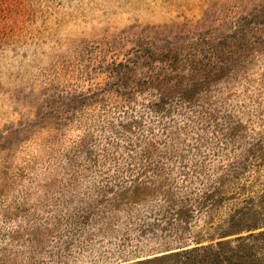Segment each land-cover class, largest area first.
<instances>
[{"label":"rangeland","instance_id":"374dc122","mask_svg":"<svg viewBox=\"0 0 264 264\" xmlns=\"http://www.w3.org/2000/svg\"><path fill=\"white\" fill-rule=\"evenodd\" d=\"M150 45L174 61L133 77H175L172 96L116 92L114 63ZM250 211L264 0H0V264L136 262Z\"/></svg>","mask_w":264,"mask_h":264},{"label":"trees","instance_id":"16d2710c","mask_svg":"<svg viewBox=\"0 0 264 264\" xmlns=\"http://www.w3.org/2000/svg\"><path fill=\"white\" fill-rule=\"evenodd\" d=\"M151 46L153 45L143 50L147 51L146 54L141 52L124 62L114 63L111 87L114 86L116 92L132 95L143 87H155L156 90L161 91L162 96H172L174 88L172 81L174 82L175 77L168 78L170 75L154 72L133 77L141 59L150 67L153 64L149 63L148 59L156 57L158 53L169 52L165 55L164 61H174L171 49L154 50ZM186 91L187 89H183L180 93L184 94ZM161 99L163 97L160 95ZM150 108L155 112H164V106L159 102L152 103ZM124 264H264V213L243 212L235 219H231L227 229L217 238L196 241L191 246L180 247L160 256H152L136 262L126 261Z\"/></svg>","mask_w":264,"mask_h":264}]
</instances>
